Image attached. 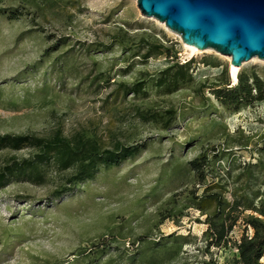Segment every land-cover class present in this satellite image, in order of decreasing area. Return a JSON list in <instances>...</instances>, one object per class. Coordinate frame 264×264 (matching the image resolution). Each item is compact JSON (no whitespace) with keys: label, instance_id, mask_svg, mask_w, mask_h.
<instances>
[{"label":"rangeland","instance_id":"1","mask_svg":"<svg viewBox=\"0 0 264 264\" xmlns=\"http://www.w3.org/2000/svg\"><path fill=\"white\" fill-rule=\"evenodd\" d=\"M136 2L0 3L1 11L19 14L16 20L0 16V136L49 138L61 130L68 138L98 137L109 148L115 142L143 146L121 166L101 167L94 180L59 198L54 194L71 173L56 168L44 185L13 180L0 187V264H239L243 220L225 244L209 247L207 216L188 198L204 189L188 163L208 154V181L216 177L228 197L240 184L247 183L248 192L263 190L264 102L236 113L222 107L202 86L219 80L224 67L231 73V58L188 49ZM144 38L176 51L182 63L196 59L194 83L173 94L158 88L176 59L144 61ZM204 59L222 67H207ZM255 66L264 76L258 58L238 72ZM140 80L148 81L146 95H117L122 84ZM168 110L176 111L168 129L148 120ZM32 155L30 149L2 150L0 168Z\"/></svg>","mask_w":264,"mask_h":264},{"label":"trees","instance_id":"2","mask_svg":"<svg viewBox=\"0 0 264 264\" xmlns=\"http://www.w3.org/2000/svg\"><path fill=\"white\" fill-rule=\"evenodd\" d=\"M4 0H0L2 3ZM7 15L10 20L19 19L15 11H1L0 16ZM124 37V36H123ZM125 39V38H124ZM120 40V45L126 47L127 41ZM145 52L144 61L153 57L165 56L167 59H176V62L166 68L158 78L156 85L165 89L168 94L179 91L183 86L194 83L192 69L196 59L182 63L178 54L166 47L163 43H156L144 38L141 43ZM207 67L220 68L217 62L202 60ZM259 67H252L238 73L237 84H233L228 67H224L222 77L211 84L202 87L208 89L217 102L231 112H240L242 109L264 102V76ZM224 79V80H222ZM148 81L140 80L133 86L122 84L117 95H146ZM145 117V114H141ZM148 120L163 124L168 129L176 119V111L168 110L165 115H148ZM143 148L139 144L125 145L115 142L112 147H106L100 138L77 134L71 138L65 137L61 130L52 137L42 138L35 135H3L0 136V151H21L30 149L33 155L27 159L11 158L0 168V187L3 188L10 181L27 182L33 185H44L47 173L51 168L58 172L71 174L58 189L54 198H59L71 192L77 185L96 178L101 167H119L124 162L135 157ZM264 151V148L263 150ZM209 156L202 153L190 161L188 166L195 174L198 188H203L201 195L198 190L189 192L188 198L192 207L202 215L207 216V242L209 247H221L228 240L240 220H243L244 234L237 246L239 264H263L264 259V189L248 192L247 183L235 186L230 191L221 183L208 181ZM253 167L246 168L248 176L253 175Z\"/></svg>","mask_w":264,"mask_h":264},{"label":"water","instance_id":"3","mask_svg":"<svg viewBox=\"0 0 264 264\" xmlns=\"http://www.w3.org/2000/svg\"><path fill=\"white\" fill-rule=\"evenodd\" d=\"M141 13L165 24L183 43L212 49L241 68L264 61V0H137ZM239 73V72H238Z\"/></svg>","mask_w":264,"mask_h":264},{"label":"bare ground","instance_id":"4","mask_svg":"<svg viewBox=\"0 0 264 264\" xmlns=\"http://www.w3.org/2000/svg\"><path fill=\"white\" fill-rule=\"evenodd\" d=\"M186 47L192 51H197V49L195 47H192V46H186ZM238 71H239L238 68L231 65V75H232V78L234 79V81L237 80Z\"/></svg>","mask_w":264,"mask_h":264}]
</instances>
